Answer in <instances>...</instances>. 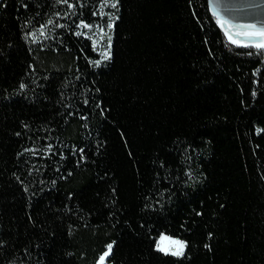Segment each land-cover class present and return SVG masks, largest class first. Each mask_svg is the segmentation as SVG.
<instances>
[{
    "label": "trees",
    "instance_id": "1",
    "mask_svg": "<svg viewBox=\"0 0 264 264\" xmlns=\"http://www.w3.org/2000/svg\"><path fill=\"white\" fill-rule=\"evenodd\" d=\"M71 2L0 0V264H264V50L207 0H120L93 66Z\"/></svg>",
    "mask_w": 264,
    "mask_h": 264
},
{
    "label": "snow or ice",
    "instance_id": "2",
    "mask_svg": "<svg viewBox=\"0 0 264 264\" xmlns=\"http://www.w3.org/2000/svg\"><path fill=\"white\" fill-rule=\"evenodd\" d=\"M58 3H65L68 5L69 8H73L74 5L69 3V0H57ZM119 5H120V0H99V8L103 9L104 7H111L112 9H116L118 11L119 9ZM25 7H27V5H25ZM210 7L213 10V15L217 16V23L220 25L221 28H224V32L225 35L228 37V39L230 40L231 43L233 44H242L244 41H247V44H245V46H251V47H255L256 49L259 50H264V27H257V25L255 24H250V25H246L244 27H247L248 29H250V31H237V32H233L232 29L235 27L234 25H232L229 21L222 19L219 15H218V9H219V4H212L210 3ZM100 15L101 17L107 15L108 16V22L106 24V29L111 30L114 26V21L116 19H119L118 16L113 17L112 14H106L103 11H97V12H93V15ZM57 16L60 15V13H56ZM48 24H53V21L51 19H49ZM45 25H41V31H40V35L43 36L44 32L43 29L45 28ZM56 27H63V25H56ZM77 29H93L94 27L97 29L96 33H93V37L95 36H99L100 40H104L105 37L107 38V47H104L102 52H101V59L98 60H92L90 61L93 66H99L101 64V60H109L112 57V51H111V46H112V37L111 35L108 33V31H106L105 27L100 26V25H93L90 23H87L85 20L81 19L79 21V24L76 25ZM76 35H81V31H77L75 33ZM84 35H88L89 33L85 32L83 33ZM29 35H31L33 37V40H36L38 37L36 36L35 33H29ZM241 37L242 39H236L235 37ZM93 44H96V40L93 38ZM262 54H264V52H262ZM249 55H252V53H249ZM26 85L21 83L20 84V88L23 89L25 88ZM98 91V89H97ZM253 96H255V92L252 93ZM84 103H88V100H84ZM25 127H27V125H25ZM259 131V130H258ZM17 136L20 135L19 132L16 133ZM47 149L50 151L52 149V145L49 144L47 146ZM26 151H32L33 154H37V151L35 149H31V150H26ZM81 153H83V149L79 150ZM84 157L81 156V159H83ZM163 162H161V167H163ZM159 175V174H157ZM187 175L189 176V178L191 179L192 173L191 170L188 171ZM27 190V189H26ZM157 203H159V201H157ZM145 207H148V205H145ZM197 215H200V213H197ZM209 236L212 235V233L208 234ZM5 243V241L0 240V246H2ZM115 242H110L106 245L107 250L104 251L101 255H99L98 260H97V264H105L106 258H108L110 256V253L113 249V244ZM188 242L183 240V239H179V238H175L173 236L170 235H165L164 233H161L159 235V237L156 239L154 247L155 249L160 252V253H164V254H171L174 257H183L185 256V248L187 247ZM205 248H209L210 245L205 244L204 245Z\"/></svg>",
    "mask_w": 264,
    "mask_h": 264
},
{
    "label": "water",
    "instance_id": "3",
    "mask_svg": "<svg viewBox=\"0 0 264 264\" xmlns=\"http://www.w3.org/2000/svg\"><path fill=\"white\" fill-rule=\"evenodd\" d=\"M208 7L213 15L210 3L219 4L218 15L232 25H250L264 27V0H207ZM214 16V15H213ZM217 19V16H214Z\"/></svg>",
    "mask_w": 264,
    "mask_h": 264
},
{
    "label": "rangeland",
    "instance_id": "4",
    "mask_svg": "<svg viewBox=\"0 0 264 264\" xmlns=\"http://www.w3.org/2000/svg\"><path fill=\"white\" fill-rule=\"evenodd\" d=\"M76 2H81L83 1V3L85 5H87V10H88V14L91 17V20H87V19H83L85 20L87 23L93 24V25H100L105 27L106 29V24L108 22V16L105 15L103 17H101L100 15H93V12H97L99 11H103L106 14H112V16L114 17V13H115V9H112L111 7H104L103 9L99 8V0H75ZM82 3V4H83ZM71 4H73V2H71ZM74 5V4H73ZM74 8V7H73ZM70 8V9H73ZM85 14H83L84 16ZM81 20V18H78L77 20L73 21V28L75 30V33L79 30L81 31V35L82 37H85L87 39H89V41L91 42V46L93 48V50L99 55V59H101V52L103 50L104 47H107V38L105 37L104 40H100L99 36H95L93 37V33L97 32V29L94 27L93 29L89 30V29H77L76 25L79 24V21ZM235 27L232 29L233 32H237V31H250V29H248L247 27H244L246 25H234ZM224 31V28H222ZM106 31H108V33L110 34L111 30L106 29ZM89 33L88 35H84L83 33ZM225 33V32H224ZM111 35V34H110ZM227 37V36H226ZM93 38L96 40V44H93ZM236 39H242L241 37H235ZM228 39V37H227ZM229 40V39H228ZM230 41V40H229ZM242 44H247V41H244ZM101 61H106V60H101ZM166 235V234H165Z\"/></svg>",
    "mask_w": 264,
    "mask_h": 264
}]
</instances>
